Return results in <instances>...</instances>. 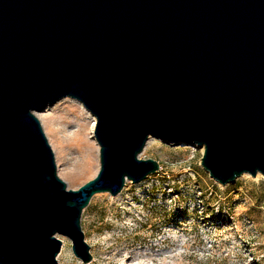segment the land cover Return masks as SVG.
Masks as SVG:
<instances>
[{"label": "water", "instance_id": "95a60500", "mask_svg": "<svg viewBox=\"0 0 264 264\" xmlns=\"http://www.w3.org/2000/svg\"><path fill=\"white\" fill-rule=\"evenodd\" d=\"M63 97L96 118L76 189L35 114ZM149 135L221 185L264 175V0H0V264H59L58 234L90 262L83 208L159 169Z\"/></svg>", "mask_w": 264, "mask_h": 264}, {"label": "rangeland", "instance_id": "374dc122", "mask_svg": "<svg viewBox=\"0 0 264 264\" xmlns=\"http://www.w3.org/2000/svg\"><path fill=\"white\" fill-rule=\"evenodd\" d=\"M39 114L59 177L78 188L97 172L78 145L90 136V117L70 97ZM201 153L193 144L152 137L139 157L155 159L159 169L126 180L115 195L94 194L83 208L92 260L83 263L58 234L65 242L58 263L264 264V179L246 173L221 185L200 165Z\"/></svg>", "mask_w": 264, "mask_h": 264}, {"label": "bare ground", "instance_id": "6f19581e", "mask_svg": "<svg viewBox=\"0 0 264 264\" xmlns=\"http://www.w3.org/2000/svg\"><path fill=\"white\" fill-rule=\"evenodd\" d=\"M71 98V97H70ZM62 99V98H61ZM61 99H59V100H61ZM73 100H75L76 101V103H77V105L90 117V126L88 127V129H89V133H90V136H88L87 137V135H84V139L83 138H81V139H79V141H78V145H79V147H81V149H85L86 150V152H87V154H88V156H89V158L92 160V162H90V163H92V165H93V163H94V169L95 170H98V168H99V144H98V142H97V140L95 139V136H94V134H93V129H94V125H95V121H96V118H95V116L89 111V110H87L86 108H85V106L80 102V101H78L77 99H74V98H72ZM58 102V101H57ZM52 105V104H51ZM49 107H50V105H47L43 110H41V112H43L44 113V111H47V109H49ZM35 114H36V116L39 118V120L41 121V123H42V125H43V127H44V124H43V117H42V115L41 114H39V112H35ZM44 130H45V127H44ZM46 131V130H45ZM152 137L153 136H151V135H149L148 136V138H147V140H146V143H145V148L149 145V143L151 142V140H152ZM194 146H198V145H196L195 143H192ZM200 147V149L202 150L203 149V147L202 146H199ZM89 160V159H88ZM88 163H89V161H88ZM243 175H246V173L244 174L243 173ZM257 178L258 177H261V178H263L264 179V175L263 174H261V173H257L256 175H255ZM99 193V192H98ZM96 194V193H95ZM112 195V194H111ZM61 239V241H62V248H63V246L65 245V242H64V239L63 238H60Z\"/></svg>", "mask_w": 264, "mask_h": 264}]
</instances>
